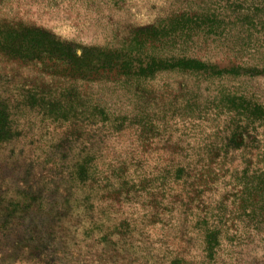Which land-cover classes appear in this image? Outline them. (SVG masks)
<instances>
[{
  "label": "rangeland",
  "instance_id": "obj_1",
  "mask_svg": "<svg viewBox=\"0 0 264 264\" xmlns=\"http://www.w3.org/2000/svg\"><path fill=\"white\" fill-rule=\"evenodd\" d=\"M0 264H264V0H0Z\"/></svg>",
  "mask_w": 264,
  "mask_h": 264
}]
</instances>
